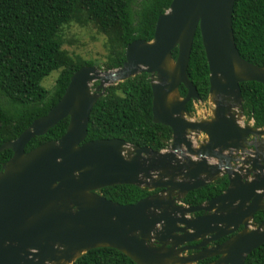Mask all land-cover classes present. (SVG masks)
I'll use <instances>...</instances> for the list:
<instances>
[{
    "label": "water",
    "instance_id": "obj_1",
    "mask_svg": "<svg viewBox=\"0 0 264 264\" xmlns=\"http://www.w3.org/2000/svg\"><path fill=\"white\" fill-rule=\"evenodd\" d=\"M235 1L172 0L153 39L131 42L121 67H81L45 116L0 146V152L13 151L0 171V264H74L102 247L136 264H198L212 257L217 259L206 264H244L264 244V218L254 221L264 210V128L254 118L245 121L241 90L247 81L264 85V67L237 47ZM198 28L210 70L208 100L214 103L209 120L188 110L190 101H202L188 74ZM140 73L149 74L153 121L172 129L170 145L156 151L122 138L85 141L92 109L107 87ZM66 117L60 139L26 152L32 138ZM224 176L228 186L220 195L198 205L183 202L189 192ZM118 184L159 191L133 204L99 192ZM240 227L221 244L207 246ZM191 249L198 252L184 254Z\"/></svg>",
    "mask_w": 264,
    "mask_h": 264
},
{
    "label": "trees",
    "instance_id": "obj_2",
    "mask_svg": "<svg viewBox=\"0 0 264 264\" xmlns=\"http://www.w3.org/2000/svg\"><path fill=\"white\" fill-rule=\"evenodd\" d=\"M171 2L141 0L140 8L135 11L134 0H0V146L17 139L35 119L45 116L63 97L77 70L85 65H96L93 60L74 57L64 48L65 25L92 22L108 36L109 54L103 66L113 70L124 64L126 48L131 42L153 39L157 20ZM233 28L241 56L264 67V0H236ZM177 55L175 48L173 57ZM54 70L60 73L54 88L49 90L43 81ZM188 74L202 101H207L210 70L199 28ZM241 90L246 113L254 118L257 128H264V85L247 81L241 83ZM180 91L183 96L187 93L183 85ZM152 102L148 73L108 86L92 109L85 141L122 138L156 151L167 148L172 129L153 121ZM188 110L194 112L193 101L188 103ZM69 121L66 117L45 135L32 138L25 147L26 152L47 141L60 139ZM12 155L11 149L0 152V171ZM227 185L228 179L220 178L189 192L183 202L200 204L222 192ZM156 191L118 184L104 187L100 193L121 204H133ZM263 218L264 212H259L255 222L259 224ZM74 264L136 263L115 248L102 247L90 250ZM244 264H264V244L253 250Z\"/></svg>",
    "mask_w": 264,
    "mask_h": 264
},
{
    "label": "rangeland",
    "instance_id": "obj_3",
    "mask_svg": "<svg viewBox=\"0 0 264 264\" xmlns=\"http://www.w3.org/2000/svg\"><path fill=\"white\" fill-rule=\"evenodd\" d=\"M140 4L141 0H134L133 9L137 11L140 8ZM62 36L64 38V48L74 57L80 56L83 59L93 60L100 70H107L103 65L107 61L109 54V37L101 33L94 23L80 24L73 22L70 25H65ZM59 73L60 70H54L47 76L43 81L44 86L52 90ZM97 84L98 82L94 83L93 91ZM194 108L192 116L197 120H209L214 117V103L210 100L196 102L194 103ZM245 121H250V117L246 116Z\"/></svg>",
    "mask_w": 264,
    "mask_h": 264
},
{
    "label": "flooded vegetation",
    "instance_id": "obj_4",
    "mask_svg": "<svg viewBox=\"0 0 264 264\" xmlns=\"http://www.w3.org/2000/svg\"><path fill=\"white\" fill-rule=\"evenodd\" d=\"M246 116H248V114H247ZM261 138H262V139H261ZM261 138H260V141H261V140L263 141V138H264V137H261ZM263 142H264V141H263ZM222 178H227V177L224 176V177H222ZM218 179H220V178H218ZM218 179H217V180H218ZM215 181H216V180H215ZM210 184H211V183H210ZM227 186H228V185H227ZM226 188H227V187H226ZM226 188H224V189L222 190V192H223ZM158 191H159V189H158L156 192H158ZM99 192H101V190H100ZM222 192H220L219 194H217V195H215V196H212L211 198L220 195ZM211 198H209V199H211ZM209 199H206V200H209ZM183 200H184V199H183ZM206 200H205V201H206ZM200 204H201V203H200ZM197 205H198V204H197ZM259 212H264V210L259 211ZM259 212H257L256 214H258ZM202 214H203V212L201 211V212H195V213H193L192 215L197 217V216H200V215H202ZM254 221H255V217H254ZM241 230H242V227H240V229H239L238 231H236L235 233H233V234H231V235H227V236H225V237H222V238H221L220 240H218V241L211 242V243H209L207 246H208V247H214V246H217V245L221 244L222 242H224L225 240L231 238L233 235H235L236 233H238V232L241 231ZM198 243H199V242H191V243H188V245H196V244H198ZM197 252H198L197 250H195V249H191V250L185 251L184 254L189 255V254H195V253H197ZM216 259H217V257L208 258V259L203 260V261L208 260L207 262L202 263L203 261H200L198 264H206V263H210V262L215 261Z\"/></svg>",
    "mask_w": 264,
    "mask_h": 264
}]
</instances>
